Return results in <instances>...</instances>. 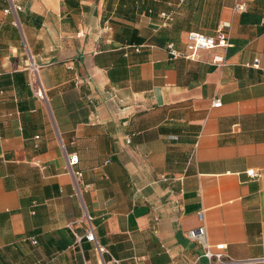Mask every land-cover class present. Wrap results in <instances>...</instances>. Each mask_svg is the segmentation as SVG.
I'll return each mask as SVG.
<instances>
[{
    "label": "crops",
    "instance_id": "obj_1",
    "mask_svg": "<svg viewBox=\"0 0 264 264\" xmlns=\"http://www.w3.org/2000/svg\"><path fill=\"white\" fill-rule=\"evenodd\" d=\"M243 1L0 0V264L98 263L85 214L120 264H205L200 224L264 264V0ZM223 21L228 47L168 53Z\"/></svg>",
    "mask_w": 264,
    "mask_h": 264
},
{
    "label": "built area",
    "instance_id": "obj_2",
    "mask_svg": "<svg viewBox=\"0 0 264 264\" xmlns=\"http://www.w3.org/2000/svg\"><path fill=\"white\" fill-rule=\"evenodd\" d=\"M234 9L236 11H243L245 9L244 1L236 0ZM160 16L162 18V24L167 25L173 19V12L163 11L160 13ZM229 28H230V23L228 21H223L218 25L215 35H212V36L204 34V33L196 32V31H189L186 34L185 49L183 50L177 49L175 48L173 43H168L166 46L168 53L173 58L184 57L188 59H196L197 53L201 49L228 47L230 45ZM212 62L217 65L223 66L226 64V59L222 53H215L212 56ZM258 63H259V59L255 58L253 61V65L258 66ZM28 67L32 73V79H30V85L33 87L36 96L43 99L45 97L44 89L42 87L41 82L38 80L36 76L38 66L32 64L31 66L29 65ZM213 104L215 106H220L221 105L220 99H215ZM69 162L70 164L76 163L77 156L76 155L71 156ZM247 174L251 177H256L259 175V173L253 170H248ZM77 175L78 177L81 176L80 173H77ZM198 217L200 220L203 219V215L201 211L198 213ZM85 221H86V229L84 231V236L79 235L76 232H74L75 240L77 242H80L81 239L85 237L88 241L93 243L94 249L99 257V261L96 264H120V260L110 255L108 248L99 243L94 233L91 216L88 214H85ZM76 222L77 221H71L68 224V226L73 229V226L75 225ZM186 236L190 241H194L201 245L202 256H204L207 259V262L205 264H232L236 262L233 259H231L224 251L226 247L225 244L223 243L211 244L207 241L206 228L204 224H200L197 227L188 229L186 231ZM32 241L36 242V240L34 239ZM104 254H109V258L105 259ZM85 264H89V263L86 262ZM193 264H200V263L195 262Z\"/></svg>",
    "mask_w": 264,
    "mask_h": 264
}]
</instances>
